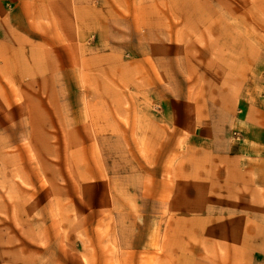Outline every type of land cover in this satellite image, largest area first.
I'll list each match as a JSON object with an SVG mask.
<instances>
[{"label": "rangeland", "instance_id": "1", "mask_svg": "<svg viewBox=\"0 0 264 264\" xmlns=\"http://www.w3.org/2000/svg\"><path fill=\"white\" fill-rule=\"evenodd\" d=\"M259 107L264 0H0V264H264Z\"/></svg>", "mask_w": 264, "mask_h": 264}, {"label": "crops", "instance_id": "2", "mask_svg": "<svg viewBox=\"0 0 264 264\" xmlns=\"http://www.w3.org/2000/svg\"><path fill=\"white\" fill-rule=\"evenodd\" d=\"M258 114L257 116H255V119H252V117H246V115L243 117V120H240L239 118L236 120L235 119V126L237 128H242V130L245 133H250V134H254L257 135L259 137V139H261L260 137L262 135H264V108L259 107L257 109ZM247 124L249 126V129L247 128ZM212 127H215L214 125H212ZM180 130H182L185 133H189L190 130H186L185 127L180 128ZM212 139L209 141L210 144V148H204V146L201 143V148L200 150L196 151L197 154H199V158H202V160L204 161L203 163H201V165H204L205 168H207V166H209L210 168H212V164L210 163L211 161L210 158L212 157L213 154H219L218 151H216V147L218 146V144L221 142L220 141V136L218 135V129L212 128ZM192 133V132H191ZM209 134V125H204V126H200V130H196L194 133V138L195 140H201V139H207ZM192 148V147H191ZM195 148V147H193ZM192 148V149H193ZM210 149V150H209ZM232 149V147H231ZM230 147L228 148L227 152H230ZM226 152H222L220 155L218 156H223ZM212 154V155H211ZM238 155L239 157L241 156V151L238 150ZM224 157V156H223ZM215 159V158H214ZM205 163L208 164L207 166H205Z\"/></svg>", "mask_w": 264, "mask_h": 264}, {"label": "bare ground", "instance_id": "3", "mask_svg": "<svg viewBox=\"0 0 264 264\" xmlns=\"http://www.w3.org/2000/svg\"><path fill=\"white\" fill-rule=\"evenodd\" d=\"M144 90V89H143ZM112 130V129H111ZM148 130V129H147ZM114 134V133H113ZM119 134V133H118ZM149 134V133H148ZM148 136V135H147ZM119 139V138H118ZM125 152V151H124Z\"/></svg>", "mask_w": 264, "mask_h": 264}]
</instances>
